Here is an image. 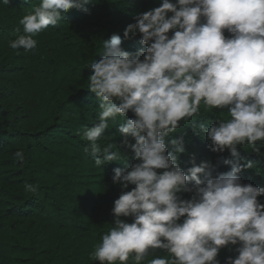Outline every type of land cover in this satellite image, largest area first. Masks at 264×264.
Returning a JSON list of instances; mask_svg holds the SVG:
<instances>
[{
	"label": "clouds",
	"instance_id": "obj_1",
	"mask_svg": "<svg viewBox=\"0 0 264 264\" xmlns=\"http://www.w3.org/2000/svg\"><path fill=\"white\" fill-rule=\"evenodd\" d=\"M90 2L40 0L20 19L23 34L9 47L36 49L37 34L57 26L71 9L87 11ZM133 20L123 39L139 35L142 47L127 51L114 33L103 42L100 59L88 66L87 90L95 94L99 111L83 132L84 151L98 167L124 164L111 177L122 189L111 210L114 222L90 258L128 264L131 257L142 264L150 250L159 249L167 255L148 264H221V249L236 246L237 255L224 264H264V203L258 199L264 187L244 184L239 175L252 163L221 157L219 163L230 170L217 172V165L193 159L185 171L179 161L184 133L173 138L203 104L228 113L227 119L196 126L212 152L227 150L237 157V146L247 144L262 154L264 0H160ZM117 117L120 143L131 149L135 163L129 164L117 145L98 143ZM15 156L24 159L23 151ZM25 190L35 193L38 185L26 183ZM185 193L191 197L182 198Z\"/></svg>",
	"mask_w": 264,
	"mask_h": 264
},
{
	"label": "trees",
	"instance_id": "obj_2",
	"mask_svg": "<svg viewBox=\"0 0 264 264\" xmlns=\"http://www.w3.org/2000/svg\"><path fill=\"white\" fill-rule=\"evenodd\" d=\"M39 2L0 3V264H99L90 253L114 222L111 210L122 189L111 177L113 169L124 164L113 161L98 167L84 151L88 142L83 132L99 111L95 94L87 90L88 66L100 59L103 42L114 33L121 35L125 50L134 53L141 48L139 35L124 40L123 29L134 22L136 13L159 6L160 0H91L87 11L71 9L57 26L37 34L36 49H11L9 42L23 34L20 19ZM227 118V109H206L202 104L197 115L181 122L173 134L175 138L184 133L180 166L186 171L195 159L226 172L230 165L219 163L221 157L242 164L250 161L253 167L239 174L242 183L264 187V147L257 154L250 145H238L237 157L227 150L212 152L196 127ZM119 123L117 117L98 143L117 145L127 162L135 163L131 149L120 143ZM17 151H23L22 161ZM26 183L38 185V190L26 191ZM258 199L264 203V195ZM230 247L219 252L221 264L237 255L236 246ZM166 255L150 250L142 264ZM128 264H134L131 257Z\"/></svg>",
	"mask_w": 264,
	"mask_h": 264
}]
</instances>
